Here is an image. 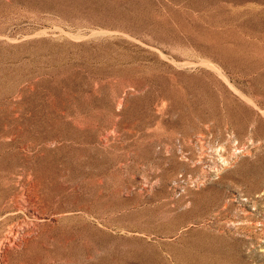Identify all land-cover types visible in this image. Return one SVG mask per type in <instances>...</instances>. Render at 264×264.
<instances>
[{"label": "rangeland", "instance_id": "obj_1", "mask_svg": "<svg viewBox=\"0 0 264 264\" xmlns=\"http://www.w3.org/2000/svg\"><path fill=\"white\" fill-rule=\"evenodd\" d=\"M0 264H264V0H0Z\"/></svg>", "mask_w": 264, "mask_h": 264}, {"label": "bare ground", "instance_id": "obj_2", "mask_svg": "<svg viewBox=\"0 0 264 264\" xmlns=\"http://www.w3.org/2000/svg\"><path fill=\"white\" fill-rule=\"evenodd\" d=\"M225 148V147H224ZM234 148V147H233ZM237 149V148H236ZM240 149V148H239ZM219 150H220V148H219ZM216 151V150H215ZM224 151V150H223ZM228 153V152H227ZM230 154V153H229ZM219 157V156H218ZM226 158V157H225ZM225 160V159H224ZM228 160V159H227ZM227 162V161H226ZM222 165V164H221ZM262 193V192H261ZM263 225V224H262ZM263 234V233H262Z\"/></svg>", "mask_w": 264, "mask_h": 264}]
</instances>
